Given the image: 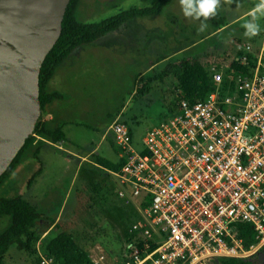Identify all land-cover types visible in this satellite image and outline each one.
Wrapping results in <instances>:
<instances>
[{"label":"rangeland","instance_id":"1","mask_svg":"<svg viewBox=\"0 0 264 264\" xmlns=\"http://www.w3.org/2000/svg\"><path fill=\"white\" fill-rule=\"evenodd\" d=\"M155 1L79 0L76 18L83 23H97L131 7L151 6ZM257 1L220 0L221 8L216 10L214 19L228 23ZM182 16L179 0H172L157 18H137L136 22L131 19L127 27L121 28L137 32L132 38L134 45L121 47V41L126 39L112 34V39L91 46L95 55L90 63L81 62L67 71L72 77L65 104L66 118L71 121L64 129L67 142L60 144L61 149L41 145L42 172L30 188L27 180L39 167L38 160L31 157H23L0 183V199L21 196L30 202L41 212V227L47 217L57 218L59 226L51 235L72 233L81 245L89 246L91 258L103 256L102 264L121 261L127 228L139 218L136 200L119 196L122 186L117 177L93 164L94 155L111 163L118 160V149L108 126L119 118L131 128L133 142L138 145L147 131L169 120L176 111L179 89L172 64L189 59L206 68L222 65L227 69L242 45L254 42L243 35V25L251 20L250 14L214 34L210 22L206 21L208 27L200 31L201 20L190 21ZM263 17L256 21L259 26ZM194 43L197 45L191 46ZM183 46L191 47L179 52ZM150 63H155L152 70H148ZM158 74L162 78L153 82L147 92L138 91L140 77ZM82 157L84 161L80 160ZM10 224L9 216H0V233ZM24 245L19 237L13 239L0 264H30L32 259ZM249 259L251 264H264V246Z\"/></svg>","mask_w":264,"mask_h":264},{"label":"built area","instance_id":"2","mask_svg":"<svg viewBox=\"0 0 264 264\" xmlns=\"http://www.w3.org/2000/svg\"><path fill=\"white\" fill-rule=\"evenodd\" d=\"M242 46L236 60L246 66L253 55L249 72L226 75L212 65L214 90L194 103L180 100L138 145L119 118L109 125L125 160L111 172L118 194L146 203L127 230L123 264H212L250 258L264 246V45ZM239 221L251 226L249 247L237 236ZM43 234L34 245L39 264H55L41 252Z\"/></svg>","mask_w":264,"mask_h":264},{"label":"trees","instance_id":"3","mask_svg":"<svg viewBox=\"0 0 264 264\" xmlns=\"http://www.w3.org/2000/svg\"><path fill=\"white\" fill-rule=\"evenodd\" d=\"M171 0H156L148 7H131L127 10L120 11L116 15L101 20L97 23H83L77 20L76 10L79 0H70L65 10L61 23V33L53 47L47 53L42 62L39 73V101L41 108V117L37 121L33 134L29 136L22 148L18 151L6 171L0 176V183L10 176L15 168L20 164L24 157H31L38 160L39 167L32 173L27 180L29 188L33 180L41 174L42 165L38 158V153L41 145L47 141L52 144L66 143V137L63 132V127L66 123L45 121L46 108L54 100L61 97L58 92L49 91L48 83L54 75L58 66L70 55V53L78 46L91 44L102 36L118 30L127 21L147 16H155L167 6ZM222 21H215L214 26H222ZM241 54L237 52L233 60L230 62L225 74L228 75L230 70L235 73H246L254 64L253 55L249 56L248 65H240L236 58ZM172 72L179 89L177 98L194 103L197 100L203 99L208 93L212 92L215 83L212 81V74L209 68H206L197 60L182 59L172 64ZM166 71H162V74ZM162 74L153 77H140L139 84L141 88L138 91L147 92L150 85L157 79L162 78ZM227 86V80L222 83L223 90ZM233 88V86H232ZM138 91H136L138 93ZM173 115V114H172ZM125 123V122H124ZM126 124V123H125ZM131 133V128L128 126ZM33 136V137H32ZM94 162L111 171L117 170L125 160L121 159L118 163H111L104 158L94 155ZM136 202L143 207L146 203L142 201V196L137 197ZM41 212L30 202L25 201L21 196L13 198L0 199V216H9L11 224L0 233V260L6 253L12 243V240H17L18 237L25 244V251L30 255V264H39V259L36 256L34 249L35 242L40 238L41 234L46 231V227L38 224V219L41 217ZM55 224L52 231L58 228ZM41 228V230L39 229ZM237 236L243 239L244 246L249 247L255 243L253 232L249 224L241 221L236 223ZM129 242V239H127ZM41 252L55 260V264H95L89 254V246L81 245L74 235L70 232H59L56 235H51L49 232L40 240ZM118 264H123L121 261ZM212 264H251L249 258L245 259H218Z\"/></svg>","mask_w":264,"mask_h":264},{"label":"water","instance_id":"4","mask_svg":"<svg viewBox=\"0 0 264 264\" xmlns=\"http://www.w3.org/2000/svg\"><path fill=\"white\" fill-rule=\"evenodd\" d=\"M70 0H0V176L41 117L39 73Z\"/></svg>","mask_w":264,"mask_h":264},{"label":"crops","instance_id":"5","mask_svg":"<svg viewBox=\"0 0 264 264\" xmlns=\"http://www.w3.org/2000/svg\"><path fill=\"white\" fill-rule=\"evenodd\" d=\"M172 2V0H171ZM259 2V0L257 2H255L253 5H251L248 10H246L243 14H241L240 16L236 17V18H233L232 20H230V22L228 23H224V25L222 26H218L217 28L214 26V31L212 32V34L214 33H218L220 32L222 29H224L225 27L229 26V24L233 23V22H236L238 19H240L241 17L243 16H246V15H249L252 8L255 6V4H257ZM170 4V3H169ZM168 4V5H169ZM167 5V6H168ZM166 6V7H167ZM221 8V4L219 5V7L217 8V10ZM224 8V7H223ZM160 14V13H159ZM155 15V16H147L149 18H157V16L159 15ZM185 16L183 15L182 18H184ZM139 18H143V17H139ZM138 18V19H139ZM137 18H134V22H136L138 20ZM185 19H188L190 21H192L193 19L192 18H187L185 17ZM219 19H214V17L208 19L207 21L210 22V24L214 25V22L215 21H218ZM221 21V19L219 20ZM261 24H260V32L258 35H256L255 37H252V39L254 40V42L252 43H249V42H245V43H249L253 49L254 52H257L259 50V48L264 45V17L262 18L261 20ZM128 22V21H127ZM127 22L124 23L118 30L116 31H113V32H110L104 36H102L101 38L97 39L96 41H94L93 43L91 44H87V45H82V46H78L76 47L71 53L70 55L58 66V68L55 70L54 72V75L52 76L51 80L49 81L48 83V90L49 91H54V92H58L61 97L54 100L53 102H51L47 108H46V115H45V121L47 122H50V121H55V122H64L66 123L63 127V132H64V135H65V127L71 122L69 120H67L66 118V111H65V104L66 101L69 99L68 96H70V90L68 89L69 88V84L72 83V77L71 75L67 72L69 71L68 69H73L74 67H78V65L81 63V62H86V63H90V58L93 57L95 55L94 53V49H90L91 46H93L95 44V46L97 45V43H100V42H105V39H112L111 37L114 36L112 34H119V36L121 38H123L125 41H121V47L123 46H132L134 45L135 42H133V39L132 38H135V35H137V32H130L129 30H126L125 29H121L123 28L124 26L127 27ZM157 30V28H156ZM111 34V35H110ZM122 34V35H121ZM103 40V41H102ZM123 42V43H122ZM109 43V42H108ZM112 43V42H110ZM197 45L196 43L192 44L191 46H195ZM191 46H186L183 48H180L179 52H184V51H187L189 50V48ZM93 48V47H92ZM239 51V50H238ZM237 54V53H236ZM235 54V55H236ZM235 57V56H234ZM158 62V61H157ZM155 62V63H157ZM155 63H150V65L148 66V70H152L154 69L155 67ZM157 65V64H156ZM120 113V112H119ZM118 113V115H119ZM175 113V112H174ZM109 127V126H108ZM132 135V133H131ZM66 137V136H65ZM43 144H49V145H52L53 147L57 148V149H61V145H58V144H52L50 142H47L45 141ZM60 144H64L63 142L60 143ZM40 151V150H39ZM117 153V162L118 163L121 158L119 157L118 155V151H116ZM38 158H39V153H38ZM81 161H84L85 160V157H82L80 159ZM94 166H97L99 169H101L103 172H106V173H109V174H112L111 170L103 167V166H100L98 164H96L95 162H93ZM32 185V184H31ZM31 187V186H30ZM29 187V188H30ZM128 196V195H126ZM125 196V197H126ZM58 222V219L55 218V219H52L50 217H47V219L44 220V226L46 227V231L44 232V236L49 232V234L52 232V229H53V226L55 224H57ZM129 228V227H128ZM127 228V230H128ZM4 229V228H3ZM2 231V230H1Z\"/></svg>","mask_w":264,"mask_h":264},{"label":"clouds","instance_id":"6","mask_svg":"<svg viewBox=\"0 0 264 264\" xmlns=\"http://www.w3.org/2000/svg\"><path fill=\"white\" fill-rule=\"evenodd\" d=\"M179 3L185 17L201 20L200 31H203L208 27L206 21L216 15L220 0H179ZM250 16L251 20L243 25L245 30L243 35L247 38L255 37L260 32V26L256 21L259 16H264V0H259L255 4L250 12Z\"/></svg>","mask_w":264,"mask_h":264}]
</instances>
